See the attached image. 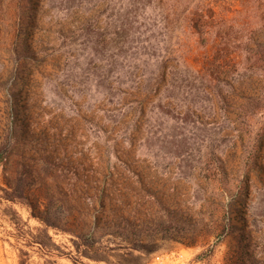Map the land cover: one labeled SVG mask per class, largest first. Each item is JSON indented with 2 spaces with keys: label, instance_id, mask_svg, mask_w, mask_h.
I'll return each instance as SVG.
<instances>
[{
  "label": "rangeland",
  "instance_id": "374dc122",
  "mask_svg": "<svg viewBox=\"0 0 264 264\" xmlns=\"http://www.w3.org/2000/svg\"><path fill=\"white\" fill-rule=\"evenodd\" d=\"M131 3L0 0V144L15 128L16 161L37 181L63 179L59 167L67 173L84 163L87 176L73 178L68 204H88L90 224L103 228L128 217L139 235L131 244L114 226L103 230L98 253L81 255L76 236L47 228L25 202L6 198L1 166L0 264H163L158 257L172 252L264 264V136L255 152L236 119L263 79L243 74L234 89L211 81L203 48L181 19L165 17L154 31L142 26L134 45H148L150 35L156 52H119L116 21ZM219 3L234 22L247 14L233 0ZM161 63L168 75L155 100L146 90ZM42 155L52 163L39 173Z\"/></svg>",
  "mask_w": 264,
  "mask_h": 264
},
{
  "label": "trees",
  "instance_id": "16d2710c",
  "mask_svg": "<svg viewBox=\"0 0 264 264\" xmlns=\"http://www.w3.org/2000/svg\"><path fill=\"white\" fill-rule=\"evenodd\" d=\"M233 2L236 4L237 12L242 13L245 8L244 11L247 13L245 17L243 14L239 23L232 20L234 12L229 13L225 10L224 3H219V0H132L128 13L116 21L117 45L119 52L127 51L125 48L137 47L138 44L134 45L135 38L137 35L146 33L145 29L154 31L158 21H163L165 17L169 20L181 19L203 48V59L200 64L209 73L211 81L227 82L234 89V84L242 81L243 74L246 77H258L260 80L262 78V91L246 97L239 106V115L236 118L241 123L243 131L250 136L253 135L255 142L252 148L256 152L264 136V125L258 122L260 113L264 109V0H233ZM250 11H254L253 15ZM254 17L257 18L256 21H253ZM227 22H230L229 25ZM146 40H150L148 45L142 43L137 50L143 49L147 52L152 49L156 52L159 43L155 45L150 35L144 41ZM162 63L154 86L146 90L148 95L152 92L156 94L155 100L160 99L163 83L167 81L168 71ZM136 88L140 91L138 86ZM138 99L139 97L136 96V100ZM169 105L162 104L163 108H168ZM141 112L145 113V110L142 108ZM18 138L16 129L12 128L0 144V167H3L5 183L9 187L5 188L8 200L25 202L30 207L33 217L40 220L47 228L59 229L76 236L78 240L73 238L72 241L81 255L89 256L84 253L85 250H94L98 253L103 230H112L111 233H113L114 226L120 228L125 240L130 241L131 244L133 238L134 240L139 238L128 217L120 223L111 221L103 228L95 222L93 225L90 224V219L87 218L88 211L85 212V206L88 207V204L80 206V200L74 204H68L71 201L68 198L70 192L76 187L73 178L76 177L79 180L87 176V174L81 175V170L85 167L84 163L79 162V166L67 168V173L59 167L57 172L62 173L63 179L55 176L53 181L47 179L37 181L33 168L19 165L21 163L16 161L15 144ZM253 154L251 151V157ZM42 158L47 163L36 167L35 170L39 173L52 163L49 162L48 156L42 155ZM53 185L59 186L63 196H55ZM66 187H69V191L65 190ZM63 210L67 211V218L63 215ZM41 231L47 232L43 229ZM126 248L129 249V247ZM134 248L142 247L133 243L132 249ZM19 264H25V260L21 258Z\"/></svg>",
  "mask_w": 264,
  "mask_h": 264
},
{
  "label": "built area",
  "instance_id": "2783aa9c",
  "mask_svg": "<svg viewBox=\"0 0 264 264\" xmlns=\"http://www.w3.org/2000/svg\"><path fill=\"white\" fill-rule=\"evenodd\" d=\"M158 259H162L163 264H221L219 261L210 262L206 258L188 257L182 252H172L166 256H159Z\"/></svg>",
  "mask_w": 264,
  "mask_h": 264
}]
</instances>
